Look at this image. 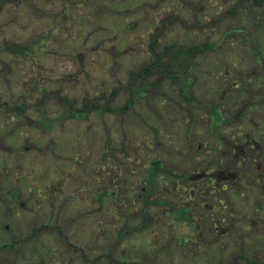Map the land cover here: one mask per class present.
Instances as JSON below:
<instances>
[{"label":"rangeland","instance_id":"1","mask_svg":"<svg viewBox=\"0 0 264 264\" xmlns=\"http://www.w3.org/2000/svg\"><path fill=\"white\" fill-rule=\"evenodd\" d=\"M2 101L0 264H264V2L0 0Z\"/></svg>","mask_w":264,"mask_h":264},{"label":"trees","instance_id":"2","mask_svg":"<svg viewBox=\"0 0 264 264\" xmlns=\"http://www.w3.org/2000/svg\"><path fill=\"white\" fill-rule=\"evenodd\" d=\"M254 2L255 3H257V4H260V3H262V2H264V0H254ZM186 16H188V17H193V16H195L196 15V13H197V11H196V8H191V9H189V10H187L186 12ZM18 48L19 47H16L15 48V50L17 51L18 50ZM21 48V47H20ZM168 53H170L169 55L172 57L173 55H175L174 53H172V52H170V50H168V49H165ZM194 52L192 53H188V52H184V50L183 51H181V53H179L178 52V55H177V58H176V62L173 60V58H172V60H173V63L174 64H176V67H175V65H174V69H181L182 71H186V69L187 68H189L190 66L192 67L193 66V64L195 63V62H197L198 61V57H197V55H198V53L199 52H201L202 51V49H200V48H198V47H196V48H194V49H192ZM19 51H21L22 52V49H19ZM24 52V51H23ZM200 54V53H199ZM183 56H187V57H189L190 58V60H192L191 61V65H187V63H185V62H182V61H180L179 59L181 58V57H183ZM174 58H175V56H174ZM153 64H151V65H149L150 66V71H148L147 69H141L140 71L141 72H143V73H140V72H138L137 73V77H141V78H145L146 77V75L149 73V72H152L153 70H155V65L157 64V60L155 59V57H153ZM171 61L170 60H168V63H170ZM165 65H168V64H165ZM171 67L173 66V64L172 65H170ZM154 72V71H153ZM234 88H238V85H235L234 86ZM62 103H63V107L67 110V111H71V112H74V113H76V111H74V110H72V105H71V103L69 102V101H62ZM67 106V107H66ZM212 111H213V109H212ZM213 113H215V114H217V116H218V123H217V125H218V127H220L224 122H226V120L225 119H222V117L220 118V115H219V113L217 112V111H215V112H213ZM239 113H236V115H238ZM76 116V115H75ZM235 117H238V119H240V118H242V116H235ZM209 119H210V117H209ZM237 119V120H238ZM225 120V121H224ZM155 167V166H154ZM151 169H152V167H151ZM159 170H161V168L159 167L158 168V171ZM224 172H226V171H219V174H223ZM153 173V172H152ZM151 177V181L152 182H154L155 181V178H154V176L152 175V176H150Z\"/></svg>","mask_w":264,"mask_h":264},{"label":"flooded vegetation","instance_id":"3","mask_svg":"<svg viewBox=\"0 0 264 264\" xmlns=\"http://www.w3.org/2000/svg\"><path fill=\"white\" fill-rule=\"evenodd\" d=\"M62 101H68L67 99H61L60 100V103L63 105V103H62ZM14 102V101H13ZM41 103H44V99L43 98H40L39 99V101H38V104H37V108H39V106H40V104ZM0 105L2 106V109H3V111H1L0 112V116H2L3 117V124L6 126V125H9V117H8V114H9V101H2V103H0ZM249 108V107H248ZM5 111V113H3ZM16 111V110H15ZM15 113H17V114H21V112H20V110H19V112L17 111V112H15ZM252 114L256 117V118H260V116H259V112H257V113H255V112H252ZM252 114H250V116H252ZM39 115H40V112H39ZM239 116V115H238ZM6 117V118H5ZM29 119V118H28ZM38 119H39V116H38ZM38 119H36V120H38ZM29 120H31V121H29L28 122V125H29V127H31V126H33V125H31V122L33 121V119H29ZM238 120H244V122H246V121H248V119L245 117V118H240V119H238ZM40 121H43V119L41 118L40 120H39V122ZM17 123V122H16ZM54 123V122H53ZM19 126H24V124H21V125H19ZM259 131H264V126H263V124H261L260 125V128H259ZM244 133H245V135L247 136V137H249L250 138V140H255L254 138H255V136L253 135V134H255V133H253L252 132V134L251 133H248V131L247 130H244L243 131ZM259 142H261L259 139H257ZM256 143L257 144H259L257 141H256ZM253 179H255L254 177H251V180H253Z\"/></svg>","mask_w":264,"mask_h":264}]
</instances>
